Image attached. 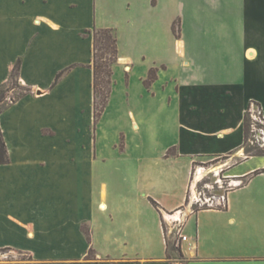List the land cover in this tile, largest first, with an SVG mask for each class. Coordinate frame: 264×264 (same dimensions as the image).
<instances>
[{
  "label": "crops",
  "instance_id": "1",
  "mask_svg": "<svg viewBox=\"0 0 264 264\" xmlns=\"http://www.w3.org/2000/svg\"><path fill=\"white\" fill-rule=\"evenodd\" d=\"M155 1L0 0V85L21 59L32 90L0 115V249L25 255L0 264H264V156L229 167L226 206L188 207L194 165L242 156L250 103L264 114V0H179V38ZM94 29L117 35L127 115L150 119L116 167L97 165L91 128ZM178 221L187 240L168 256L164 222Z\"/></svg>",
  "mask_w": 264,
  "mask_h": 264
},
{
  "label": "rangeland",
  "instance_id": "2",
  "mask_svg": "<svg viewBox=\"0 0 264 264\" xmlns=\"http://www.w3.org/2000/svg\"><path fill=\"white\" fill-rule=\"evenodd\" d=\"M178 1L179 0H165V3H162V1L156 0L154 2V5L157 7L155 12L158 14V18L163 17L167 22L171 18L173 21V26L174 22L180 19V6L178 4ZM165 28H163L164 31ZM157 31H160V28H157ZM174 56H177L176 52H172L171 57L173 58ZM143 58H145V60H143ZM141 61H146V63L152 64V61L148 56H143ZM176 64H179L178 60ZM176 64L172 67L171 71L178 73V65ZM153 68L157 70L158 74L160 66H152L151 69ZM140 71V66H137L133 74L138 75ZM114 74L115 76L113 75V86L111 93V96L113 94L114 102L109 108L108 112L104 114L97 123L94 120L91 125V128L93 130L94 145L97 149V153H94H96L98 162L97 165L101 167L104 164L110 167H116V162L120 159L119 156L121 155V153L126 150L127 145L133 147L136 144L140 143L138 138H135L134 135H127L129 131L133 129V126H135L136 123L140 124V127L143 130H146L150 127L149 118L144 119L145 123H143L138 116L134 119H131V117L127 115V106H123L121 100L127 95L125 91V85H127L128 82L130 83V81L127 82V74L121 69L119 71L117 70ZM136 79H138V77H135L133 80H131V88L129 89V93L131 95L134 94V87L136 83H138ZM147 79L148 77L144 80V85ZM11 87L13 88L12 85ZM146 88L150 87L146 86ZM20 92L21 90H19L18 88L12 89L10 96L18 95ZM118 97L119 99H117ZM248 120H250V133L248 134V142L246 143V147H261L257 146L255 142L254 145L252 142V140L254 139L253 129L255 126V120L249 113ZM156 140L157 144L161 143V138H159V136L158 138H156ZM158 155L159 153L157 152L156 156L158 157ZM246 156L247 154L244 149L242 156H223L197 162L193 168L191 188L188 198V207L190 208V210H194V208L196 207L201 208L204 206H210L212 205V203L208 202V200H210L211 197L226 194L233 187L232 185H234L233 181L229 177V167L240 162ZM109 185L111 186V182H109ZM108 190L109 192H112L111 188H109ZM95 191L99 193L101 191V186L98 185ZM182 225L183 221H178L176 223L164 222L165 232L170 239V254L177 257L179 253L177 251H174L173 248L179 246L178 244L181 240L182 235ZM13 256L25 257V255L22 253L13 252L10 250H0V259ZM181 263H183V261Z\"/></svg>",
  "mask_w": 264,
  "mask_h": 264
},
{
  "label": "trees",
  "instance_id": "3",
  "mask_svg": "<svg viewBox=\"0 0 264 264\" xmlns=\"http://www.w3.org/2000/svg\"><path fill=\"white\" fill-rule=\"evenodd\" d=\"M172 30L174 35L180 37V19L175 21ZM87 34H91L94 41L93 49V62L91 67L94 70V120L97 123L102 117L107 104L109 102L112 86H113V66L118 62L119 50H118V38L113 29H94L88 31ZM21 59H19L13 69L11 79L8 83L0 85V115L10 108L14 103H16L21 98L30 94L32 90L26 87L20 82V70H21ZM72 67L65 69L60 72L55 80L54 86L58 83L62 75L68 72ZM157 78V70L151 69L148 79L145 81V85L150 87L152 82ZM13 86V88L11 87ZM18 88L21 92L18 95L10 96L12 89ZM254 103V102H252ZM251 104V103H250ZM256 104V103H254ZM258 105V104H256ZM259 106V105H258ZM249 113V112H248ZM248 113L245 118V142L243 148L248 157L250 156H264V147H246L248 142V134L250 133V120H248ZM174 150H169L168 155L173 154ZM10 162V157L8 154L7 145L4 140V136L0 127V165H5ZM261 171H256L253 174H259ZM153 206L160 210V205L152 198H150ZM201 208H208L204 206ZM201 208H194V212L200 210ZM83 232L86 234L89 243H91V232L86 226L83 227ZM179 245V244H178ZM0 250H10V249H0ZM174 251H177L181 255L180 246L174 247ZM170 247L168 241V256H170ZM95 256L94 249H90L88 258Z\"/></svg>",
  "mask_w": 264,
  "mask_h": 264
},
{
  "label": "built area",
  "instance_id": "4",
  "mask_svg": "<svg viewBox=\"0 0 264 264\" xmlns=\"http://www.w3.org/2000/svg\"><path fill=\"white\" fill-rule=\"evenodd\" d=\"M248 112L251 115V117L256 121V122L254 121L255 123L254 129H253L254 139L252 140V142L254 145L256 143L257 146L264 147V114L262 112V109L258 105L251 103L249 106ZM226 194L211 197L210 200H208V202L212 203V205L210 206H222V207L226 206ZM186 240H187V237L184 235H181L180 242L186 241Z\"/></svg>",
  "mask_w": 264,
  "mask_h": 264
}]
</instances>
